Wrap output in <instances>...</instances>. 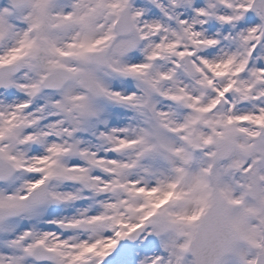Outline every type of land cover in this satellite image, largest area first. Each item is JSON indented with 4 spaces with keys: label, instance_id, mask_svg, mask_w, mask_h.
I'll return each instance as SVG.
<instances>
[{
    "label": "snow or ice",
    "instance_id": "obj_1",
    "mask_svg": "<svg viewBox=\"0 0 264 264\" xmlns=\"http://www.w3.org/2000/svg\"><path fill=\"white\" fill-rule=\"evenodd\" d=\"M0 264H264V0H0Z\"/></svg>",
    "mask_w": 264,
    "mask_h": 264
}]
</instances>
